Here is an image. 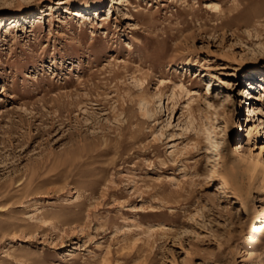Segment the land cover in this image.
<instances>
[{
  "label": "rangeland",
  "instance_id": "rangeland-1",
  "mask_svg": "<svg viewBox=\"0 0 264 264\" xmlns=\"http://www.w3.org/2000/svg\"><path fill=\"white\" fill-rule=\"evenodd\" d=\"M259 85L264 0H0V264H264Z\"/></svg>",
  "mask_w": 264,
  "mask_h": 264
},
{
  "label": "bare ground",
  "instance_id": "bare-ground-1",
  "mask_svg": "<svg viewBox=\"0 0 264 264\" xmlns=\"http://www.w3.org/2000/svg\"><path fill=\"white\" fill-rule=\"evenodd\" d=\"M73 15H79L84 17V19H87V14L88 12L85 11H80V10H73ZM109 12V11H108ZM15 25L17 24L14 23ZM259 87L262 89H259L256 93L255 92H248L247 93V98L246 101H249L250 105L248 104L247 106V124L245 125L247 127V131L249 135L257 134L260 133V131L263 129L264 126H261V120L259 119V116L256 117L255 119V113L256 115L261 113L264 110V103H255V106L252 105V110L251 108V103L253 101H261L263 97V102H264V88L259 85ZM260 105H263V107H258ZM258 108V110H257ZM251 110V111H250ZM252 115V117H251ZM260 122V123H259ZM255 145V143H254ZM255 148H251V146H245V148L240 152L239 156L241 159V162L243 163V168L244 171L250 175L252 178L253 175L260 174L262 177V181L264 182V169L262 168V162L260 161L258 156H252L254 153Z\"/></svg>",
  "mask_w": 264,
  "mask_h": 264
}]
</instances>
